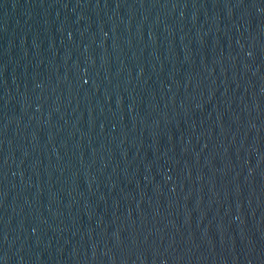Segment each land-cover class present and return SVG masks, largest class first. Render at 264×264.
<instances>
[{
	"label": "water",
	"instance_id": "obj_1",
	"mask_svg": "<svg viewBox=\"0 0 264 264\" xmlns=\"http://www.w3.org/2000/svg\"><path fill=\"white\" fill-rule=\"evenodd\" d=\"M0 264H264V0H0Z\"/></svg>",
	"mask_w": 264,
	"mask_h": 264
}]
</instances>
